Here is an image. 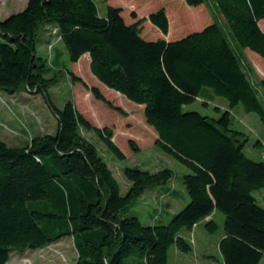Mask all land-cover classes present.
<instances>
[{
  "label": "trees",
  "instance_id": "obj_1",
  "mask_svg": "<svg viewBox=\"0 0 264 264\" xmlns=\"http://www.w3.org/2000/svg\"><path fill=\"white\" fill-rule=\"evenodd\" d=\"M183 1L206 8L209 20L176 38L167 36L171 18L165 6L143 12L136 3L106 0L101 12L96 0H27L24 8L0 18V91L42 94L58 119L54 133L36 134L25 145L0 136V264H9L14 251L43 248L66 237L73 238L77 264H170L172 247L193 250L182 231L202 225L214 232L220 212L224 222L217 244L223 264H260L264 205L254 191L264 187V158L245 151L249 135L232 126L231 110L241 104L264 124V78L253 81L254 68L244 51L264 56V0ZM145 21L164 35L146 38ZM54 38L71 62L89 53L97 80L143 106L157 132L156 145L187 168L181 175L182 208L172 212L176 204L168 205L163 218V205L149 223L130 211L149 190L172 194L180 203L182 193L167 184L175 171L126 166L130 185L122 192L96 143L83 132L94 131L124 159L113 131L93 125L72 99L60 107L50 96L60 72L49 74L48 57L40 55L37 44L42 40L49 46ZM68 74L80 79L71 69ZM91 91L124 112L98 86ZM211 92L225 98L228 107L216 105L217 114L184 109ZM254 145L264 147L258 138Z\"/></svg>",
  "mask_w": 264,
  "mask_h": 264
},
{
  "label": "rangeland",
  "instance_id": "obj_2",
  "mask_svg": "<svg viewBox=\"0 0 264 264\" xmlns=\"http://www.w3.org/2000/svg\"><path fill=\"white\" fill-rule=\"evenodd\" d=\"M26 1L0 0V18L4 19L11 13L21 10L24 8ZM96 1L101 12H104L107 6L106 0ZM182 1L129 0L125 1V5L136 3L143 12L148 10L151 12L165 6L171 18V26L167 36L176 38L201 27L200 25H203L204 22L203 19L209 20L208 12L205 8L200 11L197 10L199 6H191ZM125 15L129 19V8ZM145 15H148V13ZM143 24V35L146 38L155 39L158 38L157 36L164 35H158L162 32L153 27L151 22L145 21ZM261 26L264 28V18L261 20ZM45 32L46 27L40 32L41 38ZM52 42L51 47L46 46L42 40L37 44L40 55L48 57L49 74L60 72L58 83L49 90L50 96L60 107L64 106L67 99H72L77 108L93 125L100 128L109 127L113 131L112 139L125 153L124 159L116 157L94 131L84 130L83 132L88 139L96 143L99 153L106 160L120 182L122 192H125L130 185V181L124 173L126 166L150 170L169 166L175 171V177L167 183L171 188L170 191L178 194L182 193L178 197L180 203L176 202V205L169 210L173 212L182 208V204L186 202V196L184 198L185 187L182 184L181 175L187 171V168L156 145L158 135L155 129L147 123L143 106L131 102L121 93L108 88L97 80L90 70V60L87 56L83 55L78 62H71L61 41L54 38ZM245 51L246 62L253 65L254 68L251 73L253 81L257 83L259 78H264V56L250 48H246ZM69 69L74 71L80 79L73 81L68 74ZM94 85L98 86L105 96L115 106L121 107L125 113L119 112L103 100L97 99L91 91V87ZM205 97H198L193 103L185 105L184 109L198 110L205 114H217L214 108L216 105L222 109L228 107L227 100L215 95L213 92ZM205 101L206 104L204 103ZM231 117L232 126L243 129L249 135L245 151L255 159L264 158V147L258 148L254 145L258 138L261 139L264 146V124L259 115L254 111L247 112L241 104H238L232 108ZM57 126L58 119L42 94L22 91L10 96L0 91V136L9 144L25 145L36 134L54 133L57 130ZM131 141L136 143L138 149L132 147ZM254 195L264 205V187L255 190ZM170 196L172 194H164L160 190L146 191L131 206L130 211L137 212L143 222L149 223L150 218L155 213H159L160 207L164 205L162 216L165 218L168 210V206L165 203L170 201ZM216 218L220 226L214 232H209L202 225L192 231L184 229L182 234L192 241L193 250L183 252L172 247L170 249L169 263L223 264V257L217 240L223 232L224 215L220 212ZM76 259L77 251L73 238L66 237L43 248L30 249L24 252L14 251L11 253L9 264H77ZM260 264H264V257Z\"/></svg>",
  "mask_w": 264,
  "mask_h": 264
},
{
  "label": "crops",
  "instance_id": "obj_3",
  "mask_svg": "<svg viewBox=\"0 0 264 264\" xmlns=\"http://www.w3.org/2000/svg\"><path fill=\"white\" fill-rule=\"evenodd\" d=\"M125 1H129V0H108V2H111V3H113V4H117V3H123V4H125L126 2ZM27 2V1H26ZM26 2L24 3V5L26 4ZM201 10L203 11L204 10V7H201ZM200 10V11H201ZM205 10H206V8H205ZM213 10H214V12L219 16V18L222 16V15H220V13L217 11V9H215V8H213ZM208 16H209V14H208ZM262 20V19H261ZM261 20H260V24H261ZM264 29V28H263ZM245 51V50H244ZM246 52V51H245ZM84 56H87L88 57V59L90 60V55H89V53H85L84 54ZM173 199L174 198H170V201H167L165 204L168 206V205H170V204H172V203H174V204H176V202H177V199L175 200L174 199V201H173Z\"/></svg>",
  "mask_w": 264,
  "mask_h": 264
},
{
  "label": "built area",
  "instance_id": "obj_4",
  "mask_svg": "<svg viewBox=\"0 0 264 264\" xmlns=\"http://www.w3.org/2000/svg\"><path fill=\"white\" fill-rule=\"evenodd\" d=\"M53 43H51L49 46L51 47Z\"/></svg>",
  "mask_w": 264,
  "mask_h": 264
}]
</instances>
